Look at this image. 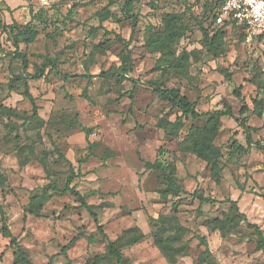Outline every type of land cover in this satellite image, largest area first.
Masks as SVG:
<instances>
[{
  "label": "rangeland",
  "instance_id": "rangeland-1",
  "mask_svg": "<svg viewBox=\"0 0 264 264\" xmlns=\"http://www.w3.org/2000/svg\"><path fill=\"white\" fill-rule=\"evenodd\" d=\"M203 11L199 0H0V204L31 264H116L76 198L53 189L68 175L62 156L76 170L89 153L80 125L92 128L94 145L72 184L96 205L122 264H207L211 258L264 264L256 235L243 222L223 236L208 229L232 199L264 237V153L254 144H264V60L241 28H226L213 48L204 45L200 26L209 19ZM23 26L34 33L31 42ZM132 29L123 75L122 46ZM168 29L172 39L150 46ZM214 30L207 27L209 35ZM16 54L25 56V66ZM161 55L167 60L162 67ZM47 58L53 64L44 67ZM25 84L38 118L22 97ZM157 87L178 88L198 112L230 113L220 118L212 140L219 181L183 148L191 125H211L208 116L177 120L180 111ZM244 126L251 128V145ZM158 152L175 164L183 189L178 196L160 197L157 172L143 165L141 159L153 161ZM149 216L169 220L161 234L165 249L153 239ZM0 264H13L1 232Z\"/></svg>",
  "mask_w": 264,
  "mask_h": 264
},
{
  "label": "trees",
  "instance_id": "trees-1",
  "mask_svg": "<svg viewBox=\"0 0 264 264\" xmlns=\"http://www.w3.org/2000/svg\"><path fill=\"white\" fill-rule=\"evenodd\" d=\"M202 2V8L204 11L202 12V17L205 20L209 19L208 24L204 27H202V22L200 21V27H201V33L203 36V42L204 45L209 47H215V41L217 36L222 34L226 28H239L238 26L231 24L227 20H225L222 24H214V21L212 19V15L215 14L218 10L219 4L223 0H199ZM213 27L215 28V32L211 35L208 34L207 27ZM244 32V31H243ZM245 33V32H244ZM26 37L27 42H31L34 38V33L23 26V31L21 32ZM133 34L134 30L132 29L130 33L129 39L123 44L122 46V55H121V72L123 75L129 71V63H130V56H129V45L133 40ZM175 32L172 31V29L166 30L165 37L159 36L156 40H154V44H150V46L154 47H161L163 43L169 39H172ZM154 49V48H151ZM17 57L21 58L22 64L25 66L27 63V60L24 55L22 54H16ZM167 60L163 55H161L157 59V66L162 67L165 65ZM53 64V59L47 58L46 62L44 64V67L47 65ZM73 77H85L88 80H91L93 75H79ZM67 78V76H65ZM156 89L158 94L161 97H164L167 99V101L171 104V106L176 107L180 111V116L177 120H180L181 117H190L192 120H196L204 115H207L209 118V121H211V125L206 127L205 130H200L197 127L191 125L188 136L186 137V141L188 139V142H184L186 145H184V149L187 151H191L194 153L199 159H201L206 167H210L211 171V177L215 179L216 181H219V173L221 171V168L218 166L217 157L220 155L218 149L213 146L212 140L217 132V126L219 124V120L222 116H231L229 112L227 111H210V112H198L194 104L188 100V98L180 93V90L178 88H161L157 87ZM235 94L239 96V91L236 90ZM22 97L26 98L31 106H32V115L34 117L37 116V105L35 104V100L31 93L29 92L28 84L24 85V90L22 91ZM129 98L132 99V94L129 95ZM247 109L245 106L241 108V112H245ZM41 122L43 120L41 119ZM80 130L84 133V136L87 141V149L89 150V153L85 156L83 159L77 160L78 168L75 170V168L72 166L69 160H67L64 156L63 159L69 163L68 167V175L66 177L65 183L63 184V187L61 189H57L55 186L53 187L54 190L59 191V193L64 194L68 193L72 196H74L78 202V207L84 209L89 217L92 219L96 231L100 235L101 241L106 243V253L114 257L116 260V264H122V256L120 254L119 249L115 246V242L110 240L105 231L103 230V225L100 223L98 214L96 212V205L88 203L85 196L81 194L76 188L75 185L72 184V181L77 178L80 173V165L86 161L91 155H90V149L93 147L94 142H89L88 137L92 133V128L85 127V126H79ZM244 129L246 131V142L248 145L252 144V140L250 137V129L247 126H244ZM257 145L264 153V144L254 143ZM61 157V154L59 153V156ZM141 159V158H140ZM143 165L146 170L148 171H154L158 174V180L162 185V189L158 191L160 197L166 198L168 196H178L181 192H183V189L181 186L176 184L175 174H176V167L173 162H171L168 158L164 157V154L162 153L160 155V152L156 154V157L153 161L150 160H143ZM201 201H206L205 198L202 196L200 197ZM228 202L230 203V209L229 211L221 218H215L214 220L208 222V229L212 232L218 231L222 236L234 233L236 231V228L240 225L241 222L245 224L246 227L252 229L256 235L255 239V247L257 250H261L264 253V237L262 235V231L258 224L248 221L245 214L240 212L237 207V201L229 199ZM30 212H34L32 206H29ZM32 209V210H31ZM172 210L174 212V215L177 212V208L174 204H172ZM169 222L168 218H163V216H158L157 218H154L152 216H149L147 218V226L150 229V232L153 231V239L155 243L159 245L161 249L163 248L162 244V238L161 234L164 228V226H167L166 224ZM156 225H158L156 227ZM177 225V224H176ZM181 228V226L179 225ZM0 232L2 236L6 239H8V246L13 249V264H31V260L29 257V254L27 253V250L19 243L17 237L10 231L9 226L7 224V217L6 214L0 204ZM88 239L91 242L97 241V239L93 236H89ZM200 242L205 245L204 255L206 259L211 258L210 252L208 250V247L206 245V240L204 237H201ZM165 247V246H164ZM207 264H217V262L214 259H210Z\"/></svg>",
  "mask_w": 264,
  "mask_h": 264
},
{
  "label": "built area",
  "instance_id": "built-area-1",
  "mask_svg": "<svg viewBox=\"0 0 264 264\" xmlns=\"http://www.w3.org/2000/svg\"><path fill=\"white\" fill-rule=\"evenodd\" d=\"M260 0H223L217 12L212 15L214 24H222L225 20L238 26L245 32V41L255 42L261 49L264 60V8L255 11V3Z\"/></svg>",
  "mask_w": 264,
  "mask_h": 264
},
{
  "label": "clouds",
  "instance_id": "clouds-1",
  "mask_svg": "<svg viewBox=\"0 0 264 264\" xmlns=\"http://www.w3.org/2000/svg\"><path fill=\"white\" fill-rule=\"evenodd\" d=\"M249 3H253V0H249ZM264 8V0H260L259 3H255V11L259 14V10Z\"/></svg>",
  "mask_w": 264,
  "mask_h": 264
}]
</instances>
